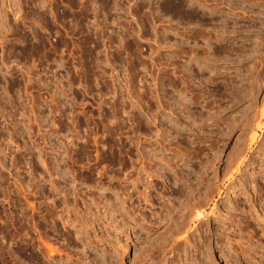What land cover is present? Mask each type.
Returning a JSON list of instances; mask_svg holds the SVG:
<instances>
[{"label": "rangeland", "instance_id": "374dc122", "mask_svg": "<svg viewBox=\"0 0 264 264\" xmlns=\"http://www.w3.org/2000/svg\"><path fill=\"white\" fill-rule=\"evenodd\" d=\"M83 263L264 264V0H0V264Z\"/></svg>", "mask_w": 264, "mask_h": 264}, {"label": "bare ground", "instance_id": "6f19581e", "mask_svg": "<svg viewBox=\"0 0 264 264\" xmlns=\"http://www.w3.org/2000/svg\"><path fill=\"white\" fill-rule=\"evenodd\" d=\"M142 183V182H141ZM140 189V188H139ZM148 190V189H147ZM143 191V190H142ZM149 193V192H148ZM137 194V193H136ZM134 196V195H133ZM142 196V195H141ZM131 197V196H130ZM141 198V197H140ZM146 198V197H145ZM125 201V200H124ZM131 201V200H130ZM133 202V201H132ZM124 212H126V211H124ZM123 213V212H122ZM134 213V212H133ZM137 213V212H136ZM141 213V212H140ZM204 214V213H203ZM200 216H202V214L201 213H197V217H200ZM190 217H192V216H190ZM260 217V216H259ZM145 220V219H144ZM67 221V220H66ZM87 225V224H86ZM181 228V227H180ZM183 229V228H182ZM182 232V231H181ZM49 245V244H48ZM52 245H50V246H48V247H51ZM56 249V247H52V248H50V250H48V251H50V254L53 256V253L55 252V251H57V250H55ZM57 253H59V251H57ZM68 256V255H67ZM54 257V256H53ZM61 257H62V255H61ZM63 258H61V260H62ZM80 259V258H79ZM80 261V260H79ZM84 264V263H83Z\"/></svg>", "mask_w": 264, "mask_h": 264}]
</instances>
